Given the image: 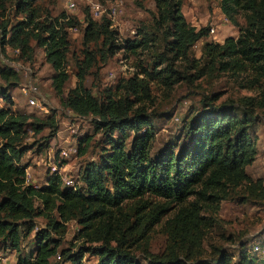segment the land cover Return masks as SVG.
I'll list each match as a JSON object with an SVG mask.
<instances>
[{"label": "trees", "instance_id": "16d2710c", "mask_svg": "<svg viewBox=\"0 0 264 264\" xmlns=\"http://www.w3.org/2000/svg\"><path fill=\"white\" fill-rule=\"evenodd\" d=\"M6 1L0 0V9ZM32 1L21 0L18 5L24 19L1 28L0 47L19 50L27 59L32 54L31 41L43 48L54 71L52 86L61 96L68 79L66 30L79 26V22L65 14L39 22ZM152 1L157 11L155 24L168 52L175 60H186L190 49L208 36L209 29L196 30L186 22L183 0ZM220 9L238 27L239 35L225 39L223 44L205 43L203 54L223 71H254L257 78L246 88L257 95L244 99L243 121L227 109L203 102L202 111L184 131L186 143L178 153L174 147H166L157 157H151L154 134L151 116L144 108L150 99L149 83L133 77L119 86L126 96L109 93L100 99L84 87L85 73L93 63L91 54L86 53L76 74V86L62 103L77 116H91L95 131L106 137V147L99 161L85 168L80 188L63 186L56 173L47 176L40 187L26 184L28 167L20 159L28 148V129L34 135L49 130L39 150L49 149L50 140L59 131L58 121L52 115L45 119L15 115L11 96L6 90L0 93L8 106L0 109V244L5 241L4 246L8 244L9 249L19 252L25 232L34 233L36 245L28 255L19 254L16 264H82L86 254L96 257L95 264H141L135 251L139 242L172 210L175 213L165 229L169 240L166 250L160 255L146 252L144 261L186 264L193 259L202 210L218 206L228 191L244 184L259 188L264 195L261 180L253 181L246 172L256 158L255 143L249 135L254 118L248 112L257 108L264 111V88L257 86V79L264 78V0H220ZM239 13L246 16L244 27L235 18ZM86 22L84 40L102 38L110 57L118 51L137 55L147 45V39L119 43L117 32L105 17L98 24L87 15ZM191 77L186 75L184 79L190 83ZM0 79L19 85L18 74L8 67H0ZM128 131L133 135L129 144ZM91 140H81L80 152H86ZM129 203L132 206L128 211ZM37 218L45 220L43 229L37 228ZM71 221L78 226L76 239L83 243L76 253L60 249ZM213 264H230V258L221 253ZM242 264H255V259L244 256Z\"/></svg>", "mask_w": 264, "mask_h": 264}, {"label": "rangeland", "instance_id": "374dc122", "mask_svg": "<svg viewBox=\"0 0 264 264\" xmlns=\"http://www.w3.org/2000/svg\"><path fill=\"white\" fill-rule=\"evenodd\" d=\"M23 1V0H22ZM21 0H8L0 9V32L5 25H14L24 19L18 5ZM74 3V8L69 4ZM25 5V4H23ZM33 10L39 22L54 18L61 14L75 17L79 26L67 29L69 51L66 58L65 71L68 79L63 87L62 95L56 94L52 86L54 71L46 61L45 51L31 41L32 54L29 59L20 56V51L11 47H0V67H8L19 76V85H9L0 79V93L6 90L13 100L11 111L15 115H30L33 118L45 119L52 115L56 118L59 131L50 140L49 149L39 150L44 137L49 135L45 129L41 134L34 135L28 129L25 143L28 145L22 156L21 164L27 168L29 183L42 186L46 177L51 175L52 164L64 165V174L73 178L77 188L83 186L82 175L90 163H97L106 147V137L96 132L94 119L80 117L63 106L62 100L76 86L78 69L84 61L86 53L93 58L92 66L85 73L84 87L102 99L107 94L124 97L127 92L119 86L130 78L144 79L149 83L150 99L144 108L151 116V127L154 134L151 157H157L166 147H174L178 153L186 143L182 136L193 117L200 113L203 102H212L215 108L227 109L240 121H243L245 101L255 97L256 91L246 87L255 81L257 74L248 70L243 73L223 71L220 66L206 58L203 54L205 43L223 44L227 38H237L238 27L232 25L222 14L220 0H183L182 12L186 22L196 30L207 27L215 29V39L208 34L193 46L186 60H175L168 52L164 37L156 26L157 11L152 0H33ZM98 6V10L93 8ZM98 12V13H96ZM3 14V15H2ZM98 24L103 17L111 22V28L118 34V41L147 39L145 48L137 55L118 51L113 56L107 55L108 47L102 46V38L88 42L84 40L86 17ZM240 27L246 24V16L239 13L235 16ZM191 75L190 83L184 77ZM196 75L199 78L195 79ZM257 86L264 88V78L257 79ZM31 83L37 88L35 98L38 106L28 107L26 97L20 88ZM216 99L214 101L213 99ZM211 100V101H210ZM8 106L0 95V109ZM254 118L249 129L256 148V158L246 167L248 176L253 180L260 179L264 192V111L255 109L248 112ZM32 121V120H31ZM128 144L132 134L128 131ZM92 140L86 152L79 150L83 138ZM83 147V145H82ZM76 154L61 158L63 151ZM62 165V164H61ZM258 185V184H256ZM107 187L111 189L110 182ZM259 188L244 184L227 192L226 197L211 210H202L203 218L197 232V243L193 250V259L186 264H213L225 253L230 264H242L244 256L255 259V264H264V256L253 253V246L264 243V195ZM156 203H163L156 200ZM132 205L127 204L129 211ZM175 210L163 217L147 237L139 242L136 256L141 264L145 253L160 255L164 253L169 240L166 226ZM38 229L45 227V220L36 219ZM78 226L74 221L67 225V232L62 239L60 249L77 252L83 244L76 239ZM20 251L4 246L0 251L1 264H16L18 255H28L34 251V233L23 232ZM55 237V236H54ZM57 260V258H56ZM96 257L86 254L82 264H95Z\"/></svg>", "mask_w": 264, "mask_h": 264}, {"label": "built area", "instance_id": "2783aa9c", "mask_svg": "<svg viewBox=\"0 0 264 264\" xmlns=\"http://www.w3.org/2000/svg\"><path fill=\"white\" fill-rule=\"evenodd\" d=\"M74 7H75L74 3L69 4V8H74ZM93 8H95V10H98V6H96V5H93ZM96 13H98V12H96ZM74 28H76V27H74ZM74 28H71V29H74ZM208 34L211 35L215 39V29L214 28H210ZM20 90H21V93L26 97L28 107L32 108V107L38 106L37 100L35 98V95L37 94V88L35 86H33L31 83H29V85H25L24 87H21ZM76 153H77V150H71L70 153L63 151V152H61L60 156H61V158L66 159L70 155L76 154ZM64 171H65L64 165H58L57 166L55 164H52V166H51V175L56 173L57 175L60 176L63 186L75 188L76 186L74 184L73 178L65 175ZM26 184H30L27 175H26ZM35 187H38V186H35ZM253 253L258 254L260 256H264V243L254 245L253 246ZM59 258L60 257L57 256V260H59Z\"/></svg>", "mask_w": 264, "mask_h": 264}]
</instances>
